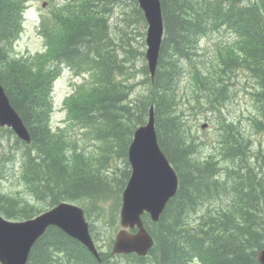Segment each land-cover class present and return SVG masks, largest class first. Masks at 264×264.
Segmentation results:
<instances>
[{
    "label": "trees",
    "instance_id": "16d2710c",
    "mask_svg": "<svg viewBox=\"0 0 264 264\" xmlns=\"http://www.w3.org/2000/svg\"><path fill=\"white\" fill-rule=\"evenodd\" d=\"M125 1L132 4L133 16L143 20L135 0H68L42 19L47 50L18 56L14 44L23 31L25 0H0V83L32 143L20 141L10 129H0V136L4 132L13 139L11 148L20 152L19 187L33 197L1 186L0 211L24 220L60 201H88L89 210L103 216V204L114 198L110 222L115 224L129 171L118 179L109 172V161L127 157L133 133L145 124L153 105L160 146L179 176L177 196L161 221L148 224L156 264H190L194 258L201 264H260L264 154L258 153L257 162L251 159L250 140L226 108L232 95L229 79L243 70L254 82L258 113L252 125L264 131V0H161L165 38L159 67L152 82L144 66L147 89L135 100H130L133 87L117 79L127 68L115 53L110 22ZM220 30L230 33L233 42L217 43L215 56L207 61L201 40ZM62 65L92 72L85 96L67 103L68 120L87 127L100 152L87 153L65 129L51 128V90ZM185 71L191 97L180 87ZM212 112L218 131L210 143L200 137L199 122ZM206 143L212 148L203 155ZM8 156L0 154V183ZM226 194L231 196L227 205L211 203ZM101 258L98 262L82 244L51 227L36 243L30 264H117L110 253ZM129 258L140 264L139 258Z\"/></svg>",
    "mask_w": 264,
    "mask_h": 264
},
{
    "label": "water",
    "instance_id": "95a60500",
    "mask_svg": "<svg viewBox=\"0 0 264 264\" xmlns=\"http://www.w3.org/2000/svg\"><path fill=\"white\" fill-rule=\"evenodd\" d=\"M148 23L147 59L149 70L155 76L160 56L164 22L160 0H138ZM0 124L9 125L23 140L30 142V135L22 119L12 108L3 87L0 85ZM206 125L203 126L205 128ZM132 176L123 194L122 225L142 228L140 215L145 211L159 215L167 202L174 197L178 176L158 143L153 109L149 122L134 134L129 148ZM49 226H57L85 244L96 256L97 250L89 235L84 211L74 205L61 203L51 211L25 222H9L0 217V262L2 264H26L35 241ZM144 232L131 235L119 232L113 253H137L146 255L151 239ZM149 241V244L146 242ZM264 264V250L258 253Z\"/></svg>",
    "mask_w": 264,
    "mask_h": 264
},
{
    "label": "rangeland",
    "instance_id": "374dc122",
    "mask_svg": "<svg viewBox=\"0 0 264 264\" xmlns=\"http://www.w3.org/2000/svg\"><path fill=\"white\" fill-rule=\"evenodd\" d=\"M48 0H27L28 7L24 14V31L22 36L19 38V42L16 45V52L18 54H28V53H38V52H44L45 51V41L40 36L39 30L41 27V17L42 13H50V6L52 5L51 0L46 3V8L43 9V2ZM56 2H64L66 0H55ZM114 9V8H113ZM127 16L123 15V9L119 8L118 10L115 9L111 15H110V22L114 30V35L117 40V43L119 44L117 49L120 52L125 51V46L122 48V45H125V43L121 42L120 39H126V37L123 34V30H115L116 27L119 26V22L123 25L126 23L131 24L133 26V29L126 28V30L129 31L130 37H132V44L139 48L140 51L146 50V43H145V32H146V26L144 22L135 23V19L131 13V9L127 8ZM179 15V14H178ZM126 18V19H124ZM124 28V27H123ZM114 38V40H115ZM231 34L227 32H220L217 34H212L211 36L204 39L202 42V49L208 50L207 53L214 52V46L217 43L221 42H227L228 40H231ZM141 44V45H140ZM205 52V51H204ZM126 55L127 58H129L132 62L130 63L132 69L128 70L129 78L134 80V78L131 76L133 75L134 71V77L135 82L138 83V86L133 91V98L137 97L139 94L143 93L144 87L140 84V82L145 78L142 72L140 71L142 67L145 65V59L142 56L137 57L134 60V56H132L131 52H128ZM186 74V73H185ZM76 78L71 70L65 69L63 71V77L57 82L55 86V93H54V99H55V111L53 115V125L54 127H57L60 123L63 121V114L61 112L62 104L65 100L66 94L71 89V82L72 80ZM187 81L189 79L187 77H184L182 80V92L183 94L190 91V89H187ZM236 81V97L234 102H232L230 110L233 113L234 116L239 117V119L242 121V126L247 131L248 135L252 138V143L258 145H262L264 147V133L263 134H256L252 127H250V124L248 122L247 116L249 115L250 111H253V108L255 103H252L250 96L246 94V84H247V76L245 74H240L238 77L236 76L234 79V82ZM192 91V89H191ZM69 135L75 137L80 143L81 146L85 148V150L89 153L97 151V145H95L90 138H88L85 135V131L81 130L79 127H73L70 130H68ZM203 136L206 138L208 137L209 140H213L215 137V131L214 129H209L208 131L204 132ZM8 145V144H7ZM255 147V150L258 147ZM208 151V147H206L205 152ZM261 163V162H260ZM118 167L126 168V165L124 164L123 160H116L115 163H113L111 171H115L118 169ZM18 167L13 166L11 164L7 165V174L6 178L4 179L2 185L4 188L8 189L9 191L13 192L18 189V187L21 185V182L18 180ZM14 194V193H12ZM21 193H19L20 195ZM106 239V238H105Z\"/></svg>",
    "mask_w": 264,
    "mask_h": 264
},
{
    "label": "bare ground",
    "instance_id": "6f19581e",
    "mask_svg": "<svg viewBox=\"0 0 264 264\" xmlns=\"http://www.w3.org/2000/svg\"><path fill=\"white\" fill-rule=\"evenodd\" d=\"M186 150V149H185Z\"/></svg>",
    "mask_w": 264,
    "mask_h": 264
}]
</instances>
